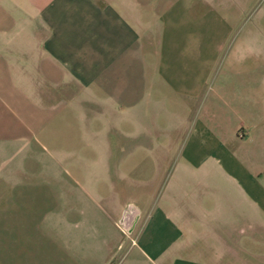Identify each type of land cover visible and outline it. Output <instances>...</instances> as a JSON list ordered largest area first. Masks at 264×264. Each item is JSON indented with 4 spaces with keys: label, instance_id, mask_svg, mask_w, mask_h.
<instances>
[{
    "label": "crops",
    "instance_id": "1",
    "mask_svg": "<svg viewBox=\"0 0 264 264\" xmlns=\"http://www.w3.org/2000/svg\"><path fill=\"white\" fill-rule=\"evenodd\" d=\"M0 264H264V0H0Z\"/></svg>",
    "mask_w": 264,
    "mask_h": 264
},
{
    "label": "rangeland",
    "instance_id": "2",
    "mask_svg": "<svg viewBox=\"0 0 264 264\" xmlns=\"http://www.w3.org/2000/svg\"><path fill=\"white\" fill-rule=\"evenodd\" d=\"M251 17H253L252 15L251 16H249V18H251ZM225 48H223L222 50H221V52L219 53V58L224 54V52H225Z\"/></svg>",
    "mask_w": 264,
    "mask_h": 264
}]
</instances>
